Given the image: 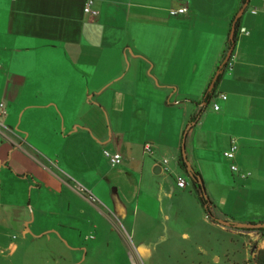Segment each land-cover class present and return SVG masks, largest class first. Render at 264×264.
<instances>
[{"label":"crops","instance_id":"crops-1","mask_svg":"<svg viewBox=\"0 0 264 264\" xmlns=\"http://www.w3.org/2000/svg\"><path fill=\"white\" fill-rule=\"evenodd\" d=\"M93 1L94 17L87 0H0L2 253L25 245L14 233L27 244L46 239L57 264H82L83 234L105 233L102 219L143 236L152 221H175L174 205L195 215L183 145L215 218L264 222V0H249L225 68L247 0ZM181 7L188 15H170ZM104 151L122 164L110 166Z\"/></svg>","mask_w":264,"mask_h":264},{"label":"rangeland","instance_id":"rangeland-1","mask_svg":"<svg viewBox=\"0 0 264 264\" xmlns=\"http://www.w3.org/2000/svg\"><path fill=\"white\" fill-rule=\"evenodd\" d=\"M113 188L116 187H112V191ZM173 195L183 198L182 192ZM185 195L195 202V215L189 212L191 216L188 217L187 211L174 205L172 213L177 219L169 223L152 221L151 234L143 236L102 219L105 233H84L83 243L90 249L87 255L78 253V259L82 264H256L258 252L264 249L261 233L242 230L235 224L227 227L217 223L224 227L220 232L207 223L206 214L194 194L187 191ZM190 225L196 228L194 232L189 231ZM183 233L191 238L185 239ZM13 235L18 239L14 243L25 245L16 253L0 250V264H57L61 261V253L46 239L31 238L27 244L26 238L17 234L10 233L9 238ZM183 251L186 253L182 254Z\"/></svg>","mask_w":264,"mask_h":264},{"label":"trees","instance_id":"trees-1","mask_svg":"<svg viewBox=\"0 0 264 264\" xmlns=\"http://www.w3.org/2000/svg\"><path fill=\"white\" fill-rule=\"evenodd\" d=\"M245 2H246V0H243V3H245ZM238 25H239V21L236 24V32H235L234 39L231 40L229 38V40H228L227 49H226V52L224 54L223 61L225 60L228 52L233 47H235V45H236V42L238 39ZM227 66L228 65H224V68ZM219 80H220V77L217 79L216 83H218ZM214 96H215L214 93L206 94V96L204 98L205 104H207V103L209 104L210 101L214 98ZM191 127H192V124H190L188 126V129H190ZM186 134H187V132H186ZM184 138H185V135H184ZM180 167H181L182 171H184L185 173L190 175V177L192 178L193 193L195 194L197 201L200 204V206L202 207V209L204 210L206 216L208 217V219L212 223L217 224L218 222H217V220L213 214L214 205L206 193V190H205L204 184L202 182L200 173L198 171L188 167L187 161L184 159L183 154L180 158ZM248 224L256 225V224H264V222H260V223L250 222ZM242 230L257 231V232L261 233V236L264 238V228H262V229H242ZM255 262H256V264H264V249L260 250L258 252Z\"/></svg>","mask_w":264,"mask_h":264},{"label":"built area","instance_id":"built-area-1","mask_svg":"<svg viewBox=\"0 0 264 264\" xmlns=\"http://www.w3.org/2000/svg\"><path fill=\"white\" fill-rule=\"evenodd\" d=\"M94 1L93 0H87L86 4H85V8L84 11L85 13L89 14L90 16L94 17L97 15V12L93 10L92 6H93ZM253 14H256V11H253ZM170 15L172 17H178V16H185L188 15V8L187 7H181L177 10H171L170 11ZM243 32H248L247 29H243ZM222 99L225 101L227 100V96L222 95L221 96ZM214 110L215 111H219L220 110V106L219 105H214ZM144 152L147 155H152L154 153V149L150 144H146L144 147ZM238 152V145L237 142L235 140H232L231 145L229 150H227L226 152H224V157L230 161H233L236 157V154ZM104 157L107 160V162L110 164V166L112 167H117L120 166L122 164L123 161V157L120 153H113L110 151H104ZM164 164H168L167 160H164ZM159 165V164H158ZM231 170L234 173H239V169L236 165H232L231 166ZM247 175H242L243 178H246ZM177 185L180 189H184L187 187V181L184 177L179 176L177 178Z\"/></svg>","mask_w":264,"mask_h":264},{"label":"water","instance_id":"water-1","mask_svg":"<svg viewBox=\"0 0 264 264\" xmlns=\"http://www.w3.org/2000/svg\"><path fill=\"white\" fill-rule=\"evenodd\" d=\"M248 2L249 0H247V2L244 4L243 8L239 11V13L237 14L234 22H233V26H232V30H231V34H230V39L233 40L234 37H235V32H236V24L238 22V20L243 16L246 8L248 7ZM233 50H234V47L228 52L222 66H224L225 64H227L228 62H230V59H231V56L233 54ZM185 153V147L183 145V154ZM154 173L155 174H160L161 173V168L159 166H157L155 169H154ZM113 199L115 201V203H117L118 201V196H117V192L116 190L114 189L113 190ZM217 222L223 226H227V227H232L233 225H231L229 222L227 221H224V220H220V219H217ZM240 229H262L264 228V224H256V225H251V224H246V225H238L236 226Z\"/></svg>","mask_w":264,"mask_h":264}]
</instances>
